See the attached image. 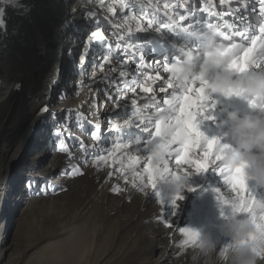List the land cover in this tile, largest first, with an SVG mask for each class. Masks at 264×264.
Returning a JSON list of instances; mask_svg holds the SVG:
<instances>
[{"label":"rangeland","instance_id":"1","mask_svg":"<svg viewBox=\"0 0 264 264\" xmlns=\"http://www.w3.org/2000/svg\"><path fill=\"white\" fill-rule=\"evenodd\" d=\"M197 1L202 0L190 3L195 6ZM76 2L77 14L83 19L78 21L81 23L78 27L70 25L72 17L65 19L63 26L69 24V30L60 31L63 45L70 38L80 47L83 39H88L90 30H94L86 24L94 15L97 17L94 23L102 30L105 40L102 45L93 43L92 55L88 57L84 71H81V62L77 63L78 46L71 51L72 58L66 63L70 71H62L61 74L58 70L59 82L45 105L48 111L43 112V107L33 118L5 164L2 178L7 180L6 186L14 191L4 196L6 208L12 214L0 215V240L3 241L0 245V264H218L215 256L193 260L194 249L180 246L183 236L179 228L188 227L207 232L213 238L219 237L218 226L224 222L228 210L224 209V215L221 214L222 209L213 189L219 187V195L225 200L235 198L236 193L223 184L214 168L197 173L193 166L185 163L177 167L175 154L180 145L170 144L174 133L168 131L174 120L171 112L162 110L165 106L160 89L165 88L166 83L154 86L153 80L140 75L144 69L141 62L135 61L126 69L123 65L131 58L140 56L146 59L147 56L140 55L143 49L145 53V48L148 53L151 52V62L165 58L163 43L149 50L146 45L136 44L142 41L141 38L137 40L136 34L154 31L162 36L159 30L163 19L155 16V11L165 10L178 20L183 14L181 10L185 0H177L174 7H171L172 0H58L56 3L64 11ZM149 20L152 21L151 26ZM127 32L136 37L125 36ZM14 35L8 26H0V38L6 43ZM3 49L0 48L1 51ZM10 54L13 59L19 60L20 65L28 63L26 46L20 45ZM108 54L110 60L104 63L102 56ZM0 58L6 62L8 58L13 60L9 56ZM214 63L213 58L209 59L208 65L213 66L208 68L210 72H205L206 68L202 66L181 67L174 78L177 82L173 90L180 96L183 107V98L195 87V93L188 99L196 109L193 115L201 116L200 130L208 137L217 136L221 142L229 143L226 111L243 114L248 110V102L233 103L234 96L211 91L210 74L216 69ZM90 68L94 70L93 77L104 73L97 81L99 93L94 94L88 104H81L82 109L72 110L73 106L83 102L90 90L86 80ZM13 71V67L0 70L3 86H8L6 76ZM121 72L128 78L140 75L142 80L118 96L111 94L109 98L108 93H100L107 85L119 86L117 77L121 76ZM141 84L154 89L145 94ZM134 99L137 100L135 105L131 103ZM147 99L151 101L146 103ZM149 106V114L153 117L151 131L159 126L164 130L162 135L150 132L147 137H142L140 132H135L137 129H133L134 135L125 137L117 132L119 129L112 130L115 122L125 124L128 121L136 126L143 117V107ZM51 109L57 111L51 112ZM99 112L105 113L101 116ZM97 125L100 126L98 138L94 139L91 133L97 130ZM102 128L103 134L100 135ZM54 130L62 133L60 139L52 135ZM61 139L64 140L62 148ZM137 142L139 144L133 145ZM202 151L198 145L190 148L189 158L196 159ZM148 164L160 169L161 175L154 177L157 184L159 178L169 174L164 169L191 172L179 192L182 198L177 199L174 206L169 202L177 195L175 193L165 195L161 192L164 203L158 200L147 180L145 165ZM77 168L83 174H69ZM19 169L20 178L17 177ZM247 184L257 198L264 197V188L251 179H247ZM114 188L116 191H113ZM156 190L160 191L159 186ZM22 211L25 214L21 215ZM162 212H165L166 220ZM75 233H83L86 243L71 248ZM227 241V238L219 237L218 246ZM48 242L50 244L43 246ZM62 248L65 252L60 254Z\"/></svg>","mask_w":264,"mask_h":264},{"label":"bare ground","instance_id":"2","mask_svg":"<svg viewBox=\"0 0 264 264\" xmlns=\"http://www.w3.org/2000/svg\"><path fill=\"white\" fill-rule=\"evenodd\" d=\"M57 1L16 0L15 4H12L10 0H0V7L5 9L3 15L4 25L8 26L15 34L14 38L9 39L7 43L6 40L0 38V48L4 47L2 51L0 50V56H9L12 58V54L10 53L20 45L26 46L28 53V63L23 66L19 64L18 59L12 58L13 60H11L8 58L6 62L0 58V70L9 67L15 68V71L6 76V79H9L7 87L3 86L4 81H0V215L3 217L5 214H12L6 208L4 196L12 190L14 191V189L6 186L8 182L2 178V171L5 169V164L26 132L28 125L50 100V96L53 93L52 89L57 87V83L59 82L58 70L61 71V74L62 71L63 73L67 70L70 71V66L66 63L72 55H70V50L72 51L73 49L66 46L63 48L64 45L60 40L62 38L60 31L69 30V24L63 26L67 16H72L70 25L73 24L76 27L81 25L78 21H81L83 16L79 14L73 16L69 8L62 11L60 9L61 5L56 3ZM191 1L185 0L186 4L183 6L181 12L186 17L194 16L195 19H187L181 22L179 18L178 20H174L165 10H156L155 16L163 19L159 30L163 35L160 36L154 31H145L136 34L137 40H140L139 38L142 40L136 44L141 46L146 45V47H149V50H151V47L156 48L159 43H163L165 58L161 60L159 58L151 62V52L148 53V50L145 48L146 59H141L140 56L136 59L129 58L130 60L123 64L125 69L135 61L141 62L144 69L140 71V75L143 74L147 77L149 75L153 77L159 76L161 78L160 80H153L155 82L154 86L166 83L165 88H167V85L171 83L174 88L177 82L174 78L180 73L181 67H204L206 68L205 72H210L208 68L213 67L208 65L209 59L213 58V49L210 47V44H228V40H231L234 43H242L248 46L251 44L252 36H257L259 39L264 40V31H262V28H264V13L259 11V0H223V2L222 0H205L204 2L197 3L195 6H192ZM132 3L135 5L138 4L134 1ZM172 3L171 7L176 6L177 0H172ZM138 5L142 6L140 4ZM245 5L248 6L247 10L240 11ZM237 12L238 14H235ZM208 24H212L214 29L206 28ZM217 31H223L228 40L222 37ZM130 34L127 32L125 36L129 38L135 36V34L131 36ZM66 42L67 40L64 43ZM83 44L85 48L89 47L87 40ZM259 47L258 42L257 51H259ZM62 48L64 50L68 48V55L60 54ZM258 60H264V57H258ZM7 63L11 64V66H8ZM114 64L117 66V63ZM166 64L178 66L173 67L169 72L165 68ZM214 70L211 74L216 72V69ZM93 75L94 70L90 68L88 71V79H86L89 82L90 90H88L90 92L88 91L83 102H79L78 106H73L71 108L72 110L82 109L83 105L81 104H88V100L91 101L90 98L94 94L99 93L97 90V81L104 76V73L100 76L96 75L93 77ZM140 75L129 76V78L128 76H124L123 78L119 76V78L117 77V84L119 86L107 85L100 93H108L109 98L111 94L113 97L118 96L122 91H126L139 84L142 80V76ZM66 86H69V84L64 87ZM108 87H110L109 90ZM68 88L70 89L72 87ZM147 100L146 103L151 101L149 99ZM235 102L244 103L247 101L234 97L233 103ZM56 109H51L50 111L56 112ZM143 109V112H141L143 117L136 126L129 124L131 126L129 127L125 124L115 122V124L120 126L117 128L119 129L117 132L126 137L134 135L133 129H137L135 132H140L142 137H147L150 132L146 133L144 129H149L150 131L153 129V117L149 114L150 106L148 108L143 107ZM253 111L254 109L248 104L247 112ZM104 113L102 112L100 115L103 116ZM101 131L102 133L100 132V135L103 134V128ZM137 144L139 143H133V145ZM31 149H33L32 145ZM20 171V169L17 171V177L19 178ZM22 214H25V211H22ZM4 228L6 229V227ZM72 239H74V243L71 245V248L74 245H84L86 243V237L83 233H75ZM2 242L0 240V245ZM55 242L57 243L58 240ZM48 244L50 243L48 242L43 246H47ZM64 252L65 250L63 248L59 251L60 254Z\"/></svg>","mask_w":264,"mask_h":264},{"label":"clouds","instance_id":"3","mask_svg":"<svg viewBox=\"0 0 264 264\" xmlns=\"http://www.w3.org/2000/svg\"><path fill=\"white\" fill-rule=\"evenodd\" d=\"M264 31V28H262ZM264 47V41L261 42ZM216 72L210 74V88L214 93L253 101V112L226 111L229 143L220 150L221 162L264 188V60H252L250 54L238 55L228 44H210ZM260 57H264V52ZM247 69V70H245ZM230 145L231 147H228ZM191 175L177 171L159 178L160 192L177 194ZM257 222L248 215H227L218 226L219 237L232 242V247L220 252L217 238L207 232H198L189 245L194 249L193 260L212 258L218 264H264V254L254 251L253 236ZM264 247V241L260 242Z\"/></svg>","mask_w":264,"mask_h":264},{"label":"snow or ice","instance_id":"4","mask_svg":"<svg viewBox=\"0 0 264 264\" xmlns=\"http://www.w3.org/2000/svg\"><path fill=\"white\" fill-rule=\"evenodd\" d=\"M16 0H10V3L15 4ZM223 2V0H222ZM165 7H168V5H165ZM247 5L244 6V8L240 9V11L247 10ZM5 9L3 7H0V26H3V15H4ZM259 11L261 13H264V0H259ZM235 14H238L235 13ZM187 19H195V17H186L185 15L181 14L179 16V20L181 22L186 21ZM97 20V17L94 15L92 17H89V20L86 21V24H88L92 29L90 30V34L87 39V44L89 45L86 50L81 53V64L82 68L81 71H84V68L86 67L87 59L89 56L92 55V45L95 42L98 45H102V43L105 40V37L102 34V30L99 29V26L95 24L94 22ZM152 21L149 20V25L151 26ZM194 26V25H190ZM206 28L214 29L212 24H208ZM222 37L228 38L225 36L223 31H217ZM242 36V34H241ZM229 47L236 52L238 55H244L246 53L250 54L252 60H257L258 57L261 56V53L264 52V47L261 46V42L264 41L262 39H259L257 36L251 37V44L248 46H245L242 43H234L231 40H228ZM259 42V51H257V44ZM70 50V55H71ZM141 57L145 55L143 51L140 53ZM102 60L104 63L109 62L110 60V54L103 55ZM96 63H100L99 61H94ZM127 63V61H125ZM103 66V65H101ZM178 65L173 64H166L165 68L170 72L173 67H177ZM247 70V69H245ZM86 74V73H85ZM121 77L123 78L126 74L124 72L120 73ZM149 80H160L161 78L159 76L153 77L149 75L147 77ZM58 82V81H57ZM164 82V81H163ZM141 90L145 94L151 93L153 90L150 87H146L143 84L140 85ZM161 93L164 96L163 104L165 106V109L172 113V118L174 120V123L170 125L168 128V131H171L174 133L173 140L170 144H179L180 148L176 149L175 154V163L177 167H179L182 163L188 164L190 166L194 167L195 172L197 173H203L207 171L210 167L214 168L216 174L219 178H222L223 184L228 186L232 192L236 193V197L230 200H225L223 197L219 195L220 188H214L213 191L216 194V198L221 206L222 212L221 214L224 215V209L228 210V215H236V214H244L252 217L258 225V229L256 234L253 236L254 240V251H257L259 253L264 254V247L260 246V242L264 241V197L257 198V195L249 189L247 184V177L243 176L241 173H238L235 169H232L226 165H224L221 162L220 157V150L222 147L226 146V143L221 142L220 138L217 136L208 137L204 135V133L200 130V119L201 116H194L193 113H195L196 109L191 106L189 103V97L195 93L196 89L193 87L192 93H188V96H185L183 98V107H181V98L179 95H177L173 90V85L169 83L167 85V88H161ZM169 91H171V95H169ZM133 92H135V89H133ZM111 98V97H110ZM121 99H126V97H121ZM154 102H156V99L154 97ZM177 102H179V108H177ZM133 105L137 104V100H132L131 102ZM249 104L254 106L253 101H249ZM117 107L119 108V104L117 103ZM43 112H47L48 109L45 106L42 109ZM55 115V114H53ZM208 119H211V117H206ZM164 123V122H161ZM125 124H130V122L125 121ZM100 126H96L97 130L93 131L91 135L93 138H98V130ZM119 125L113 124L112 130L115 131L117 128H119ZM146 133L148 132H154L157 136H160L163 134V129L161 127L154 128V131H150L149 129H144ZM52 135L56 137L57 139H60V136L62 133L58 130H54ZM64 144V140H60V147L62 148ZM169 144L166 145L168 147ZM199 146L202 151V155L197 156L196 159H190L189 158V149L192 147ZM228 147H231L230 145H227ZM118 147V145H117ZM166 154V153H164ZM153 155V154H152ZM154 156V155H153ZM152 157L150 156L149 159ZM103 159V158H101ZM145 171L147 173V180L151 184L153 190L156 192V196L158 197V200L163 204L164 201L161 197V192L159 190H156L158 188V184L156 183V180L154 179L155 176H160V169L156 168L154 169L151 164L145 165ZM164 171L169 172V174H173L175 172H171L169 169H164ZM78 173L83 174L81 170L73 169L72 172L69 174ZM113 191H116L114 188ZM179 193H177L176 196L172 198V200L169 202L173 206L175 205V201L177 199H181ZM161 215L166 220V214L165 212H162ZM166 226H170L167 225ZM179 232L182 234L183 239L180 241V246H189L192 241L194 240L195 236L197 235L196 231L188 228V227H181L179 228ZM221 253H223L226 249L229 247H232V242L227 241L222 244V246H218Z\"/></svg>","mask_w":264,"mask_h":264}]
</instances>
